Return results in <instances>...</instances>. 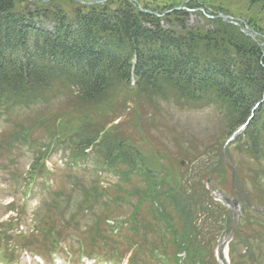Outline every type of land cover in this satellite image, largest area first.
<instances>
[{"label": "trees", "instance_id": "obj_1", "mask_svg": "<svg viewBox=\"0 0 264 264\" xmlns=\"http://www.w3.org/2000/svg\"><path fill=\"white\" fill-rule=\"evenodd\" d=\"M57 1L39 6L29 0H0V121L10 128V142L2 147L17 144L16 139L32 145L47 136L45 150L56 147L66 154L98 155L104 167L117 168L123 180L120 187L139 185L133 188L138 203L127 218L136 225L127 224L117 237L104 225L105 255L115 263L139 264L137 258L142 257L140 264H179L177 256L184 253L183 264H218L214 246L233 228V218L205 184L210 176L223 191L229 187L221 152L253 113L225 147L234 164L235 197L242 204L229 243V261L264 264V47L220 18L202 17L203 25L188 26V13L173 6L160 11L146 6L147 13L128 0L90 6L65 0L74 7L69 21L55 7ZM250 3L264 6V0ZM169 100L182 110L214 108L224 122L225 137L210 140L198 152L193 137H185L186 130L181 129L178 157L165 149L171 141L156 145L150 133L162 128L166 116L160 108ZM23 110L35 113V118L15 120V113ZM34 131L42 135L33 139ZM234 154L240 160H234ZM43 155L30 165L26 185L40 184L49 174ZM146 155L163 165L164 175L154 176L155 166L146 163ZM136 194L126 190L115 198L131 203ZM64 202L68 204L69 198ZM141 205L149 206V212L141 214ZM89 208L80 209L68 223L83 213L96 217L97 225L109 219L95 216ZM26 219L19 208L2 225L1 243L9 245L11 260L18 251L43 257L51 252L77 253V243L69 246L55 226L33 227L39 242L48 239L45 244L32 242V233L8 234L7 228L26 224ZM74 225L86 257L104 249L107 241L87 245L77 222ZM128 233L138 240L128 238ZM38 244L43 250L34 246Z\"/></svg>", "mask_w": 264, "mask_h": 264}, {"label": "rangeland", "instance_id": "obj_2", "mask_svg": "<svg viewBox=\"0 0 264 264\" xmlns=\"http://www.w3.org/2000/svg\"><path fill=\"white\" fill-rule=\"evenodd\" d=\"M37 5L51 4L50 0H29ZM39 1V2H38ZM77 4L84 5L87 3L99 2L103 0H74ZM135 8H141L148 6L156 11L167 10L168 6L178 7L179 9L185 10L188 13V26H201L204 21L202 17L210 19L216 17L219 14H223L225 17L230 18L225 23L231 24L237 27L241 33L249 37L253 42L257 43L261 47H264V6L261 3L251 4L250 0H128ZM53 3V2H52ZM104 3V2H103ZM102 3V4H103ZM99 4V5H102ZM71 5V7H70ZM58 9L64 12V15L69 21L73 20L72 13L74 7L72 4H68L65 0H59L56 3ZM116 6H113V8ZM215 19V18H212ZM45 28L51 30V26L46 25ZM248 29L247 34L243 30ZM254 38V40L251 38ZM55 106V104H52ZM150 105H147L145 109H150ZM158 110V109H157ZM161 113L166 116V119H161L160 128L157 131L150 133L151 136H155L153 141L156 145H161L165 141H171L172 145L166 147V150H172L176 157H178V144L179 136L182 130H186L185 137L191 138L195 141L197 151L205 150V146H208L210 140L222 139L225 136V126L223 125L218 112L214 108L207 109H180L173 102L169 100L167 103H163L160 108ZM18 111L15 113L14 119L19 121L32 120L36 114L29 112ZM24 113V114H21ZM20 117V118H19ZM169 117L170 119H168ZM225 120L224 118H222ZM7 121V119H6ZM166 121H171L164 127ZM163 123V125H162ZM164 127V128H163ZM168 127H172L170 131L166 130ZM10 128L5 121H0V224H4L8 217L14 215L13 212L8 213L9 205L15 208H23L26 214V224L24 227L25 235L32 233L34 243H38L39 239L32 231L35 225L40 223L47 227H54L60 231L61 238L69 245L74 246L71 243L68 235L74 233V223L77 222L78 228L83 232V241L88 245L92 244L96 240L95 244H102L100 240L104 239L105 245L104 250L108 245V238L105 232V223L100 220V223H94V218L86 216V213L79 215L75 218L74 222H69L71 216L80 212V209L93 208L92 212L95 216L112 217L113 221H121L124 217L132 215L133 208L138 203V193L134 187H139L138 184L132 187L124 185L120 187L122 177L119 176L117 168H111L109 166L104 167L102 159L97 155H91L85 157L82 153H69L66 154L64 151L57 149L56 147L45 150L44 143H47V136H44L40 143L29 144L28 142H20L15 140L17 144L10 147H2L3 143H9ZM47 134V133H44ZM39 131L32 134V138L35 139L41 136ZM7 139H6V138ZM195 138V139H194ZM6 139V140H5ZM35 147V148H34ZM137 149V148H136ZM44 154V155H43ZM233 154V152H232ZM43 155V158L47 156L46 168H48L49 175L47 177L48 185L44 187H38L34 189L31 196H26L22 193V188H25V175L28 173L30 165L36 157ZM129 156V155H128ZM85 157V158H84ZM227 156L225 155V158ZM146 163L150 166H155L153 170L154 176L159 177L164 175V167L162 164L153 159L151 155H146ZM233 159L238 161L240 157L233 155ZM183 161V160H182ZM181 161V162H182ZM231 162V160H230ZM228 158L226 160L227 166L231 168V172L226 173L227 180L229 179V187H225L226 195L231 194L230 200L233 202L234 196L238 193L234 192L233 185L234 180V164H230ZM128 164V163H127ZM80 166V167H79ZM186 163L182 162L181 167H185ZM163 167V169H162ZM233 178V179H232ZM231 179V180H230ZM212 180V179H211ZM231 181V182H230ZM212 183L213 180L211 181ZM264 184V181H263ZM232 185V187H231ZM228 188V189H227ZM210 189V184L205 185V190ZM224 189V188H223ZM104 190V191H103ZM131 191L134 195L130 204L120 202L121 199L116 198L117 192ZM212 195V194H211ZM109 196L114 198L115 202L109 200ZM62 201L57 203L55 201ZM69 198L68 204H65ZM83 199L88 200V203L84 202ZM231 202V204H232ZM229 203V206L231 207ZM154 205V204H153ZM67 206V207H66ZM144 206L141 205L140 208ZM227 207V206H226ZM149 206H145L144 209L139 210L141 214L149 212ZM83 216V217H82ZM149 222L150 219H149ZM51 223V224H50ZM131 235V234H129ZM65 237V239L63 238ZM132 236V235H131ZM226 234L221 235L217 240V246L225 240ZM153 240L154 235H150ZM71 238V237H70ZM232 235L227 237L230 241ZM46 240L43 239L39 244H45ZM118 242V240L115 239ZM33 244V243H32ZM34 245L40 249L41 245ZM215 249V246H214ZM46 250V249H45ZM216 250L213 254L215 256ZM142 257H138L139 261ZM35 259L27 255H24L20 259L21 264H36ZM143 259V258H142ZM68 261V260H67ZM57 264H65L64 260H58ZM68 264H71L68 261ZM81 264H104L100 260L95 262L83 260ZM220 264V263H218Z\"/></svg>", "mask_w": 264, "mask_h": 264}, {"label": "water", "instance_id": "obj_3", "mask_svg": "<svg viewBox=\"0 0 264 264\" xmlns=\"http://www.w3.org/2000/svg\"><path fill=\"white\" fill-rule=\"evenodd\" d=\"M95 3H100V2H95ZM219 17H221L224 21H228V17H225L224 15L220 14ZM248 29L246 28L245 30H243V32L247 35H249L247 33ZM251 38L254 40V38L251 36ZM214 191H217V189L215 187H213Z\"/></svg>", "mask_w": 264, "mask_h": 264}]
</instances>
